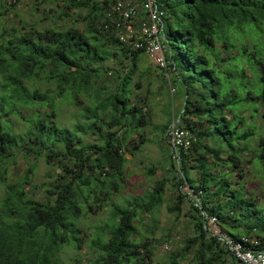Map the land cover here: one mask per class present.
I'll return each instance as SVG.
<instances>
[{
	"label": "trees",
	"instance_id": "16d2710c",
	"mask_svg": "<svg viewBox=\"0 0 264 264\" xmlns=\"http://www.w3.org/2000/svg\"><path fill=\"white\" fill-rule=\"evenodd\" d=\"M18 1L0 0V264H65L62 249L84 242L83 219L106 206L109 220L88 240L95 254L78 264H180L189 255V264L233 261L204 214L216 216L222 232L264 249V201L232 179L243 176L247 163L264 169V136L248 118L264 109V0H156L168 13L163 33L176 88L170 95L182 98L178 124L192 136L177 156L162 138L179 186L169 210L182 211L185 185L196 197L190 198L194 234L160 262L156 223L148 233L137 223L164 203L165 180L123 203L111 200L126 175L127 153L138 145L131 141L136 134L144 139L148 122L141 101H132V80L146 52L117 36L118 0H62L55 26L41 27L16 12ZM53 1L33 0V10ZM11 12L16 20L6 23ZM108 73L112 84L105 83ZM75 103L81 121L59 124L60 107ZM21 158L60 169L43 197L33 194L35 163L9 181Z\"/></svg>",
	"mask_w": 264,
	"mask_h": 264
},
{
	"label": "rangeland",
	"instance_id": "374dc122",
	"mask_svg": "<svg viewBox=\"0 0 264 264\" xmlns=\"http://www.w3.org/2000/svg\"><path fill=\"white\" fill-rule=\"evenodd\" d=\"M2 1L10 5L16 0ZM58 3L61 5L58 6ZM63 4L62 0H55L46 4V7L43 6L40 11H35L33 10V0H20L16 3L15 10L28 22H37L39 27L55 26L53 21L58 16V11L63 8ZM80 14L84 15L85 11H80ZM46 16H50V19L46 18ZM15 20L14 12L7 14L4 18L6 23H12ZM65 20L66 18L58 20L57 25L61 26ZM79 24L82 26L81 23ZM167 34L173 44L174 50L178 51V44L168 31ZM107 64L114 68L118 67V63L115 61H109ZM114 78V75L111 76L108 73L105 83L112 84L110 82ZM132 90V101L134 103L141 101L139 104L145 108L144 113L148 118V122L143 131L144 139H141L136 134L135 139L131 141L132 144L138 145L136 148L131 146L132 152L129 151L127 153L130 161L126 166V175L121 183L120 190L112 195L111 200L116 203H123L126 200L132 199L134 195L144 194L147 190H151L156 182L165 180L164 203L154 211L142 215L143 223L136 222L139 228L146 233L151 231L152 223H156L157 227L153 237L155 243H157L155 259L160 262L166 260L173 251L180 250L185 238L192 236L195 231L194 224L196 219L192 217L194 215L191 211L190 198L193 196L196 200V197L188 185L181 187V191L184 194H188L185 203L182 205V211L171 212L169 210L171 204L177 201L179 186L173 179L175 172L170 170V153L167 147L162 144V138L166 134L161 132V128L165 124L171 123V121V124L178 121L182 98L177 93L174 99H172L164 75L154 66L147 53H142L140 57L137 73L132 80ZM78 114L79 104H64L60 107L58 122L59 124L72 127L75 123L81 121ZM248 118L249 122L254 123L260 130V134L264 136V109L253 119L250 114ZM85 139L88 142L95 140L94 136L89 135H86ZM166 144L168 146L167 142ZM174 162L177 164L176 157L174 158ZM34 163V158L27 160L21 158L19 163L11 169L8 177L9 181L14 182L23 177L29 166ZM35 167V170L31 174V180L33 184H36V188L33 189L35 191L32 190V185H27V187H30V191H33L34 195L43 197L45 186L50 185L57 179L60 169L56 166L47 165L43 160H38L35 163ZM190 173L195 178L199 176L196 171H191ZM232 179L252 190L257 198L264 201V169H260L255 164L247 163L243 166V176L239 177L237 175L235 177L233 175ZM3 196L4 189L0 187V200ZM109 210V207L106 206L97 214H89L86 219H83L81 226L85 238L84 242L80 249L73 246H67L62 249L61 256L65 264H78V260L89 263L95 252L88 240L92 237L95 226L102 225L109 220ZM190 258L191 255L185 260L181 259L180 264H189ZM227 264L237 263L229 261Z\"/></svg>",
	"mask_w": 264,
	"mask_h": 264
},
{
	"label": "built area",
	"instance_id": "2783aa9c",
	"mask_svg": "<svg viewBox=\"0 0 264 264\" xmlns=\"http://www.w3.org/2000/svg\"><path fill=\"white\" fill-rule=\"evenodd\" d=\"M116 17V34L119 39L134 49H144L152 63L164 75L171 95L176 93L172 82L170 60L167 57L168 46L163 33L166 10L156 0H118L113 8ZM192 136L189 130L178 124H171L166 139L173 150L191 146ZM211 234L226 246V250L237 264H264V249L254 247L258 241L246 236L233 238L222 232L218 219L214 215L204 214Z\"/></svg>",
	"mask_w": 264,
	"mask_h": 264
},
{
	"label": "crops",
	"instance_id": "0c3cea01",
	"mask_svg": "<svg viewBox=\"0 0 264 264\" xmlns=\"http://www.w3.org/2000/svg\"><path fill=\"white\" fill-rule=\"evenodd\" d=\"M155 66V65H154Z\"/></svg>",
	"mask_w": 264,
	"mask_h": 264
}]
</instances>
